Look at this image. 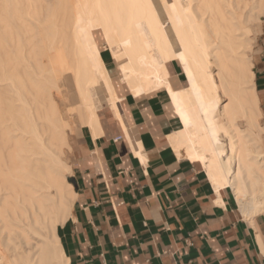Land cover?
Segmentation results:
<instances>
[{"label": "bare ground", "instance_id": "6f19581e", "mask_svg": "<svg viewBox=\"0 0 264 264\" xmlns=\"http://www.w3.org/2000/svg\"><path fill=\"white\" fill-rule=\"evenodd\" d=\"M262 15L264 0H0V264H63L70 137L100 132L103 107L126 133L122 91L165 89L183 124L168 137L175 154L200 163L217 192L230 187L245 217L261 212L252 47Z\"/></svg>", "mask_w": 264, "mask_h": 264}, {"label": "crops", "instance_id": "0c3cea01", "mask_svg": "<svg viewBox=\"0 0 264 264\" xmlns=\"http://www.w3.org/2000/svg\"><path fill=\"white\" fill-rule=\"evenodd\" d=\"M101 53L115 78L110 52ZM173 62L172 86L183 89L185 74ZM253 63L264 127V35ZM120 95L128 135L103 107L99 134L83 127L73 144L74 195L56 229L63 264H264V209L245 217L230 187L217 192L200 163L175 154L168 137L183 124L169 93Z\"/></svg>", "mask_w": 264, "mask_h": 264}, {"label": "rangeland", "instance_id": "374dc122", "mask_svg": "<svg viewBox=\"0 0 264 264\" xmlns=\"http://www.w3.org/2000/svg\"><path fill=\"white\" fill-rule=\"evenodd\" d=\"M260 20H261V24H260L261 27H260L259 33L256 34V39H255L256 42H255V44L252 47V49H253V61H254V56L256 54V51H257L258 39H259L260 36L264 35V15L261 16ZM103 49H106L107 51L110 52V50H109V48L107 47L106 44L103 45ZM253 67H254V63H253ZM62 90H64V88ZM76 137H77L76 135H73V136L70 137L71 148H73V144L75 142ZM71 151H69V154H68V163H70V164H71ZM67 180L70 182L69 178H67Z\"/></svg>", "mask_w": 264, "mask_h": 264}, {"label": "built area", "instance_id": "2783aa9c", "mask_svg": "<svg viewBox=\"0 0 264 264\" xmlns=\"http://www.w3.org/2000/svg\"><path fill=\"white\" fill-rule=\"evenodd\" d=\"M120 139V137L119 138H116L115 140H119Z\"/></svg>", "mask_w": 264, "mask_h": 264}, {"label": "trees", "instance_id": "16d2710c", "mask_svg": "<svg viewBox=\"0 0 264 264\" xmlns=\"http://www.w3.org/2000/svg\"><path fill=\"white\" fill-rule=\"evenodd\" d=\"M102 54V56H103V53H101Z\"/></svg>", "mask_w": 264, "mask_h": 264}]
</instances>
